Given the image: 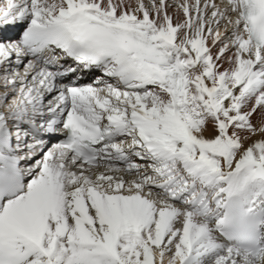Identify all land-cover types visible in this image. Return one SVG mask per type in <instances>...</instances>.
I'll list each match as a JSON object with an SVG mask.
<instances>
[{
    "label": "snow or ice",
    "instance_id": "snow-or-ice-1",
    "mask_svg": "<svg viewBox=\"0 0 264 264\" xmlns=\"http://www.w3.org/2000/svg\"><path fill=\"white\" fill-rule=\"evenodd\" d=\"M0 264H264V0H0Z\"/></svg>",
    "mask_w": 264,
    "mask_h": 264
}]
</instances>
